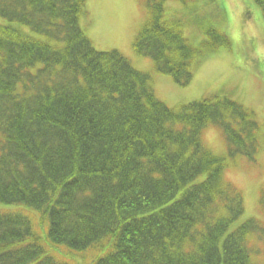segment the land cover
<instances>
[{"label": "trees", "instance_id": "1", "mask_svg": "<svg viewBox=\"0 0 264 264\" xmlns=\"http://www.w3.org/2000/svg\"><path fill=\"white\" fill-rule=\"evenodd\" d=\"M164 1L144 0L133 50L187 86L199 60L230 47L224 16L215 0H177L184 17ZM253 2L264 22V0ZM84 8L0 0V204L37 211L49 243L24 214L0 213V264H67L47 246L95 249L90 264H260L252 244H264V223L229 228L244 202L223 175L257 151L252 112L225 95L167 106L149 74L92 47ZM208 126L220 128L225 157L203 144Z\"/></svg>", "mask_w": 264, "mask_h": 264}, {"label": "rangeland", "instance_id": "2", "mask_svg": "<svg viewBox=\"0 0 264 264\" xmlns=\"http://www.w3.org/2000/svg\"><path fill=\"white\" fill-rule=\"evenodd\" d=\"M163 5L167 11L181 7L177 0H166ZM209 8L223 14L224 23L220 27L231 45L199 60L187 86H179L171 77L156 73L150 58L134 52L133 39L145 19L143 0H86L80 25L95 50H115L136 70L149 74L155 96L167 106L176 107L213 95H225L252 112L258 124L255 131L259 144L257 151L252 160L243 155L230 159L223 174L239 190L244 202V213L229 227L234 229L249 218L264 223V22L253 0H215ZM184 36L195 45L203 40V34L195 26L186 27ZM201 139L215 155H227L220 128L208 126L202 130ZM19 208L32 221L33 232L43 244H49L45 238L46 225L37 212L0 204V211L18 212ZM250 240L256 241L254 236ZM252 245L259 250L256 261L264 264V244L256 241ZM47 247L52 255L68 264H89L99 253L95 249L77 252L63 246Z\"/></svg>", "mask_w": 264, "mask_h": 264}]
</instances>
